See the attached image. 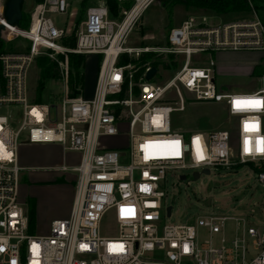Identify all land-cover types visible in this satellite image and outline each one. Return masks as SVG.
<instances>
[{
	"label": "built area",
	"instance_id": "built-area-1",
	"mask_svg": "<svg viewBox=\"0 0 264 264\" xmlns=\"http://www.w3.org/2000/svg\"><path fill=\"white\" fill-rule=\"evenodd\" d=\"M76 1L81 5L82 0L35 3L26 28L4 23L0 6V38L26 40L23 48L0 50V264H264V224L215 212L166 223L171 209L167 215L163 190L166 176L175 172L186 179V171L264 164V104L234 103L264 102V75L253 91L238 92L217 84L212 61L192 62L219 50L264 52V21L253 8L250 18L223 23L190 15L169 29L164 46L125 47V36L151 0H132L118 20L106 0H96L85 7L75 44L67 47L61 40L74 28L80 12L72 7ZM48 14L66 15V20L56 26ZM54 52L64 53L57 61L63 90L48 103L36 101L30 68L35 57L53 58ZM68 52L101 56L89 95L83 89L69 94ZM142 53L173 56L177 68L159 83L158 67L146 81L151 66L135 78L131 64H118L122 55ZM185 102L219 105L229 129L175 127L172 115L183 111ZM118 135H126L127 145L99 143L101 136ZM22 136L28 143H57L63 154H78L76 164L56 167L74 173L73 194L69 214L50 221L46 234L29 231L20 201ZM255 175L264 184V170ZM110 212L116 235L104 236L100 222ZM227 220L236 224L232 236L224 234Z\"/></svg>",
	"mask_w": 264,
	"mask_h": 264
},
{
	"label": "rangeland",
	"instance_id": "rangeland-1",
	"mask_svg": "<svg viewBox=\"0 0 264 264\" xmlns=\"http://www.w3.org/2000/svg\"><path fill=\"white\" fill-rule=\"evenodd\" d=\"M81 9L79 1L73 2L72 7L80 10L72 32L84 15L85 7L95 4L96 0L89 2ZM113 18L119 19L120 11L125 9L122 2ZM165 0H151L142 11L141 16L133 24L131 30L124 38L123 46H164L167 42L168 31L171 27L178 26L190 15L208 17V22L223 23L235 19L250 18L248 11H236L226 13H216L212 10H199L187 8L183 3L164 4ZM4 0H0L3 6ZM33 0H24L22 10L30 12ZM258 16L264 19V11H258ZM53 23L58 26L66 20V15L48 14ZM68 36V35H67ZM2 41L3 39L0 38ZM26 40L16 37L6 41L5 46L23 48ZM51 52V51H50ZM83 94L89 95L92 91L96 70L98 68V57L94 55H83ZM129 59H137L135 56L126 55ZM49 57V56H48ZM52 57L56 60L58 55L54 52ZM51 58V57H49ZM51 58V59H53ZM152 54L151 61H164L169 63V67L159 64V75L157 82L164 81L171 76L177 68V62L172 65L169 59L162 55L160 59ZM209 61L214 63L215 78L217 84L223 89L234 88L238 92H250L259 86V76L252 75V69L257 64H264V52L254 50H219L201 54L193 57L192 62H197L199 66L208 65ZM37 78V67L33 64L29 72V82L35 88ZM63 90V81L48 79L44 83L41 91V102H50V98L58 95ZM36 96V92H35ZM4 109L0 110V114ZM54 116V110H51ZM173 123L175 127L184 130L202 128L210 130L212 128L229 129V123L223 109L213 103L185 102V109L174 112ZM99 143L106 148H114L120 145H127L126 135L101 136ZM65 160L67 165H74L78 162V154L75 152H65L57 143H28L25 136L20 139L19 164L22 170L19 174V196L24 204L29 223V203L33 205L34 224L31 226V233L41 235L46 234L49 224L46 219L57 217L71 204L73 185L75 176L70 171H57ZM246 162L240 166H235L229 170H220L209 174H200L199 178L192 180V172L185 180H180L175 175L166 176L163 190L166 193L165 202L171 206V216L165 219L166 223H184L193 219L197 215L207 212H215L221 215L244 218L250 224H264V184L256 180L254 169ZM257 169L258 165L253 163ZM40 178L51 177L54 185H48V180L34 179L32 176ZM37 205H40L41 220L36 222ZM236 224L233 220H227L224 227V234L232 236L235 232ZM100 232L104 236L116 235V224L112 213H108L100 222Z\"/></svg>",
	"mask_w": 264,
	"mask_h": 264
},
{
	"label": "trees",
	"instance_id": "trees-1",
	"mask_svg": "<svg viewBox=\"0 0 264 264\" xmlns=\"http://www.w3.org/2000/svg\"><path fill=\"white\" fill-rule=\"evenodd\" d=\"M34 3H39L41 0H33ZM111 16L117 12L118 5L120 4L117 0H106ZM87 0H82L81 9L86 5ZM132 0H125L122 2V7L125 9L129 8ZM173 4V3H183L185 6H194L203 9H209L216 13H226V12H236V11H249L253 8L256 12L259 10L264 11V0H165L164 4ZM80 9V10H81ZM258 14V13H257ZM262 19V18H261ZM264 21V19H262ZM29 24V13L22 11L21 19L19 20L18 26L21 28H26ZM61 42L67 47H73L75 44L74 35H68L61 40ZM5 42L0 39V50L4 48ZM152 54L156 57L155 59H160L162 55L154 53H142L138 56L137 59H129L126 55H122L118 60V64H131L132 68L137 69L135 72V78H137L143 69L149 65L157 69L159 64H162L163 67H169V63L162 61H151ZM58 59L62 60L64 53H58ZM68 62V78L67 86L69 89V94L71 96L77 95L81 92L84 85V75H83V60L84 56L82 54H76L72 52L65 53ZM101 56H98V62L100 61ZM168 59L171 64L174 65L173 56H169ZM58 60L51 59L47 55H39L35 57L34 64L37 67V78L35 85V100L40 101L41 91L44 87V83L48 79H57L59 78V69H58ZM252 75L261 76L264 75V64H257L252 69ZM253 169L254 173L259 170H264V164H261L260 168H255L252 162L248 163ZM240 166V165H238ZM34 224V210L33 205L29 203V223L28 229L31 232V226Z\"/></svg>",
	"mask_w": 264,
	"mask_h": 264
},
{
	"label": "water",
	"instance_id": "water-1",
	"mask_svg": "<svg viewBox=\"0 0 264 264\" xmlns=\"http://www.w3.org/2000/svg\"><path fill=\"white\" fill-rule=\"evenodd\" d=\"M24 0H4L3 7H2V13L4 18V23L11 25V26H18L19 20L22 16V6H23ZM4 24L0 23V30L3 29ZM156 68L151 66L145 73V80L149 81L152 76L155 74ZM202 174H209L208 169H203L201 171ZM200 176L199 172H193L192 173V180L198 179ZM180 180H185L184 175H180ZM171 207L168 206L166 208V214H170Z\"/></svg>",
	"mask_w": 264,
	"mask_h": 264
},
{
	"label": "crops",
	"instance_id": "crops-1",
	"mask_svg": "<svg viewBox=\"0 0 264 264\" xmlns=\"http://www.w3.org/2000/svg\"><path fill=\"white\" fill-rule=\"evenodd\" d=\"M187 8H191V9H199V10H206V9H203V8H198V7H194V6H186ZM63 163H65V160H63ZM66 164V163H65ZM34 179H37V180H44V182H46V180H48V185H54V180L51 178V177H48V178H40V177H37V176H34ZM70 206L71 204L69 205V209L66 208L60 215H58L57 217L55 216H51L52 218H48V220L46 219L47 223L50 224V221H52L53 219L55 218H61V217H65L69 214V210H70ZM41 217H42V214L40 213V205H37V211H36V222L38 220H41Z\"/></svg>",
	"mask_w": 264,
	"mask_h": 264
},
{
	"label": "snow or ice",
	"instance_id": "snow-or-ice-1",
	"mask_svg": "<svg viewBox=\"0 0 264 264\" xmlns=\"http://www.w3.org/2000/svg\"><path fill=\"white\" fill-rule=\"evenodd\" d=\"M237 106L239 105H254V106H261L262 104H264V102L259 101V100H248V101H235L234 102ZM247 129V126H246ZM247 130H251V129H247ZM178 143V142H177ZM247 143V142H246Z\"/></svg>",
	"mask_w": 264,
	"mask_h": 264
},
{
	"label": "bare ground",
	"instance_id": "bare-ground-1",
	"mask_svg": "<svg viewBox=\"0 0 264 264\" xmlns=\"http://www.w3.org/2000/svg\"><path fill=\"white\" fill-rule=\"evenodd\" d=\"M0 20H1V18H0ZM8 27V26H7ZM114 48H111V50H113Z\"/></svg>",
	"mask_w": 264,
	"mask_h": 264
}]
</instances>
